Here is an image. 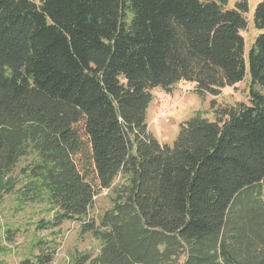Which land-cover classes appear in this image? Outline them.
Masks as SVG:
<instances>
[{"label": "trees", "instance_id": "1", "mask_svg": "<svg viewBox=\"0 0 264 264\" xmlns=\"http://www.w3.org/2000/svg\"><path fill=\"white\" fill-rule=\"evenodd\" d=\"M248 11L247 0H0V184L33 155L18 194L53 207L38 227L78 220L99 242L72 264H264V0L245 54ZM246 70L247 103L212 99L214 119L197 111L171 144L148 129L155 88L217 95Z\"/></svg>", "mask_w": 264, "mask_h": 264}, {"label": "rangeland", "instance_id": "2", "mask_svg": "<svg viewBox=\"0 0 264 264\" xmlns=\"http://www.w3.org/2000/svg\"><path fill=\"white\" fill-rule=\"evenodd\" d=\"M39 2V0H32ZM237 0H227V6H233ZM249 11L246 14L247 28L242 31L245 39V54L260 32L253 26L252 13L260 0H247ZM250 75L248 70L244 78L234 86H226L217 95L206 94L204 97L194 92V84L187 81L178 82L171 93L165 92L167 109L165 117H159L158 101L162 94L161 89L153 90L152 101L147 110L148 129L157 136L160 143L171 144L175 139L179 125L201 111V115L210 120L214 119L211 100H215V107L233 105L238 102L247 103L249 100ZM164 99V98H163ZM152 109L153 113H152ZM155 133V134H154ZM34 160L33 155L22 157L14 166L10 175L0 184V264H28L35 262L34 257L39 253L52 252V260L47 264H72L80 254L94 256L99 251V242L90 232L82 233L78 220L65 221L60 227L39 228L41 220H51L54 214L53 207L45 201L28 202L19 199V189L25 184V168ZM123 181L118 175L113 182L117 185ZM13 190L7 192L9 185ZM112 190L105 188L98 190L94 196L93 205L89 209L88 218L96 223L112 204ZM9 231V232H7ZM11 239H8V234ZM9 237V238H10ZM41 242L38 244V242Z\"/></svg>", "mask_w": 264, "mask_h": 264}, {"label": "built area", "instance_id": "3", "mask_svg": "<svg viewBox=\"0 0 264 264\" xmlns=\"http://www.w3.org/2000/svg\"><path fill=\"white\" fill-rule=\"evenodd\" d=\"M165 92H162V94L159 96V108H158V113H159V117H165L168 112H169V108L167 109V97L164 94ZM164 98V99H163Z\"/></svg>", "mask_w": 264, "mask_h": 264}, {"label": "crops", "instance_id": "4", "mask_svg": "<svg viewBox=\"0 0 264 264\" xmlns=\"http://www.w3.org/2000/svg\"><path fill=\"white\" fill-rule=\"evenodd\" d=\"M157 89H159V88H155V90H157ZM155 90H154V91H155ZM152 92H153V91H152ZM150 104H151V103H150ZM150 104H149V106H150ZM149 106H148V109H147V110H149ZM153 110H154V109H152V113H153ZM154 134H155V133H154ZM154 136L157 138L156 135H154Z\"/></svg>", "mask_w": 264, "mask_h": 264}]
</instances>
